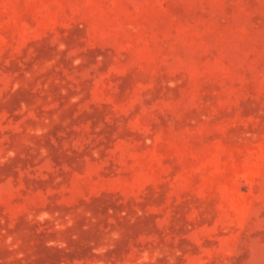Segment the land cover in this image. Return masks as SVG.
<instances>
[{
    "label": "rangeland",
    "instance_id": "obj_1",
    "mask_svg": "<svg viewBox=\"0 0 264 264\" xmlns=\"http://www.w3.org/2000/svg\"><path fill=\"white\" fill-rule=\"evenodd\" d=\"M0 264H264V0H0Z\"/></svg>",
    "mask_w": 264,
    "mask_h": 264
}]
</instances>
